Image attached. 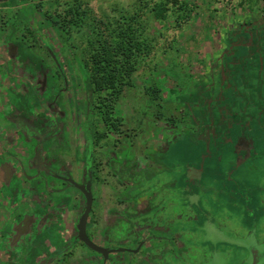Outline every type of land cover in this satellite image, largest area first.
<instances>
[{"label": "flooded vegetation", "instance_id": "af4514ba", "mask_svg": "<svg viewBox=\"0 0 264 264\" xmlns=\"http://www.w3.org/2000/svg\"><path fill=\"white\" fill-rule=\"evenodd\" d=\"M36 27L41 30L40 26ZM36 27L34 31H37ZM250 27L251 25L247 27V35L244 36L247 38L244 42L246 58L242 60L240 54L233 60V65H226L224 62V67L221 66L217 72L216 83H208L203 90L186 96L188 99L183 101L186 103H183L181 110L184 120L179 123L184 130L194 131L195 127L201 128L204 124L213 128L219 113L213 108L214 102L218 103L224 90L228 88L239 93L241 89L236 85L238 75L241 76L238 78L239 82L244 83L245 74H251L248 77L253 80V89L257 88V92L255 90L251 93L249 99L252 104H259L258 109H264V37L258 36L257 30L251 31ZM42 36L45 37L43 34ZM237 43L236 40L231 41L228 47ZM42 48L47 55L53 56ZM27 70L29 68L24 72L20 71L23 85L31 83L37 96L36 102L42 104L43 99L39 94L44 88V79L47 81L48 70L39 67L35 70L34 77L27 74ZM234 75L237 78L231 79ZM23 90L28 91L25 87ZM187 103L188 109L185 108ZM45 105V115L39 118L30 119L18 114L16 121L21 128V143L26 149L12 157L15 172L11 178L18 175L16 177L21 180L18 187L21 186L19 189L25 190L24 193L32 198L33 211L30 216L21 218L19 224L22 225L15 227L16 234L12 235L11 240L17 239L26 224L31 225L29 231L27 228L24 231L27 236L22 239L21 244L29 260L35 259L34 255L38 253L41 256L38 264H264L263 154L251 153L247 145L240 144L237 148L239 154L236 156L240 157L237 165H229L224 175H207L206 159L200 166L187 165L183 170L172 171L160 160H156L154 154L157 141H162L164 136L167 137L166 135L177 129L174 121L166 125L165 130L168 131H163L157 137L139 136V170H129L128 159L136 155L137 149L128 145L120 119L108 121L106 124L102 122L103 130L99 131L94 116L93 134L86 138L85 114L89 105L86 95L82 124L79 115L75 114L74 117L76 138L83 139L85 144L79 147L74 142L73 168L65 169L62 173L57 154L60 150L70 152L71 139L62 132L63 113L47 107V103ZM199 105L202 106L200 109ZM174 108L169 107V117L174 116ZM210 108L213 113L209 111ZM260 114L254 107L252 122L248 121L253 129L258 126ZM53 123L56 128L49 130L48 125ZM27 131L33 136L26 137ZM62 134L64 138L60 137ZM48 142L49 147L45 151L44 146ZM40 145L41 158L50 171L49 175L38 167L36 152ZM128 148L132 153L125 152ZM27 151H30L29 156ZM22 156L26 158L25 161ZM45 157L57 169L49 167ZM33 165L36 166L35 169ZM10 169L12 172V168ZM29 171H32L30 176L27 174ZM88 171L91 174L92 204L85 235L93 245L92 248L79 240L76 229L85 206L84 196L79 189L59 179L70 176L77 185L83 187L87 183ZM242 172L252 179V184L248 183L247 186L241 178H237ZM130 173L139 174V181L129 180L127 174ZM101 174L107 179H100ZM47 176L62 185L60 204L49 200L60 189L50 187ZM221 177L224 181L219 184L218 179ZM227 179L232 187L226 185ZM134 189H139V196L135 201L123 197V194ZM70 200L74 201L76 209L73 227L65 235L64 232L67 231L51 227V221L55 215L58 217L61 213L63 202L69 203ZM137 218L139 224H133L132 220ZM19 258L26 264L25 257L20 255Z\"/></svg>", "mask_w": 264, "mask_h": 264}, {"label": "rangeland", "instance_id": "374dc122", "mask_svg": "<svg viewBox=\"0 0 264 264\" xmlns=\"http://www.w3.org/2000/svg\"><path fill=\"white\" fill-rule=\"evenodd\" d=\"M164 1L166 0L1 1L0 74L6 70L10 72V67L17 70L18 77L22 76L20 71L24 72L27 68V74L33 77L39 67L48 70L47 81L45 78L44 88L39 94L43 99L42 104L36 102L37 96L31 83L23 85V79L19 81L9 74L7 77L1 76V86L9 85L17 92L15 94L10 90L4 104L6 107L0 109L2 116L5 111L13 110L14 115L18 113L25 118H39L45 115L43 107L47 103V107H53L63 113L62 132L70 136V152L74 142L83 147L84 140L76 138L74 117L75 114L79 115L82 124L86 100L87 71L84 61L88 59L87 42L93 39L92 31L98 29L105 33L106 19L115 21L123 15L135 13L136 10L139 15V6L144 4L147 7L141 15L145 27L143 37L150 45L151 51L149 55L138 58L136 70L128 86H123L116 98L109 119L112 122L118 119L122 121V130L126 132L128 145L139 151L140 135L144 138L157 137L163 131H168L165 130L168 123L175 121L177 129L168 135L165 134L167 137L164 136L162 141H157L154 154L156 160H160L172 171L183 170L187 165L200 166L206 159L207 175H224L229 165H237L240 157L236 155L239 154L237 148L240 144L247 145L251 153L264 155V109H258L259 104H252L249 99L251 93L257 89H253L254 82L248 77L250 73L245 74L248 79L246 81L245 77L244 83L239 82V75L238 78L236 75L230 77L237 78L236 85L241 90L238 93L228 88L224 90L219 102H214L213 108L219 113L213 128L204 124L192 131L184 130L179 124L184 120L181 110L183 103H186L183 101L188 99L186 96L203 90L208 83L217 82L218 61L221 62L223 49L221 39H225L227 31L238 21L260 19L264 16V0H177L182 3L181 10L177 6L168 5L169 11L165 19H156L151 9L155 4ZM72 6H77L80 13L86 14L84 25L74 26L71 23V14L67 12ZM36 26H40L42 34L56 50L53 58L42 48L43 39L35 33ZM211 57L217 61L214 69L208 65ZM211 76L213 77L210 78ZM24 87L28 91H24ZM262 92L264 102V89ZM109 95L110 92L105 90L93 93L92 115L96 117L94 120L99 131L103 130V126L97 112L105 111L103 105L108 104ZM188 105L187 103L186 109ZM170 106L175 107L173 117H169ZM200 107L202 106L199 105L198 109ZM254 107L261 113L255 129L248 124L249 120L252 122ZM212 110L209 109L211 113ZM47 128L54 130L56 125L49 124ZM25 136L33 135L27 131ZM60 137L64 138V134ZM48 147L49 142L45 143V151ZM125 152L132 153L130 148ZM131 159L132 157L128 161ZM47 160L45 157L49 167L57 169ZM33 167L36 168L35 165ZM61 169L63 173L65 167ZM27 174L30 176L32 171ZM127 175L129 180L139 181V174ZM237 178H241L247 186L248 183L252 184V179L244 175V172ZM47 179L50 183L56 181L51 180L50 176H47ZM218 180L219 184L224 181L222 177ZM228 180L226 185L232 187ZM138 196L139 189L123 194V197L133 201ZM28 216L30 215L26 217ZM137 221L138 218L132 220V223L139 224Z\"/></svg>", "mask_w": 264, "mask_h": 264}, {"label": "trees", "instance_id": "16d2710c", "mask_svg": "<svg viewBox=\"0 0 264 264\" xmlns=\"http://www.w3.org/2000/svg\"><path fill=\"white\" fill-rule=\"evenodd\" d=\"M168 5L177 6L179 10L182 9V3L177 0H166L155 4L151 9L154 17L156 19H165L169 11ZM146 7L147 5L144 4L139 6V15L136 10L135 13L123 15L121 19L119 18L115 21H106V19L104 21V26H106L105 33L100 32L98 29L91 33L93 34V39H89L87 42L88 59L84 61V68L87 71L86 95L89 104L86 110L88 112L85 114L87 127L84 130L87 139L91 136V133L93 134V93L103 90L110 92L108 101L111 103L108 102V104L103 105L105 106L104 112H97L101 122L106 124L110 121V114L116 103V98L120 95L123 86H128L129 80L136 70L138 58L149 55L151 51L150 45L146 43V39L143 37L145 27L144 22L141 21V15ZM67 14H71L70 20L72 22H70L74 26L85 24L86 14L84 12L80 13L77 6L69 8ZM36 28L37 31L35 30V33L41 37V30L38 29L39 27ZM246 29V25H239L233 36H231L232 39L229 38L228 43L234 40L238 43L237 45L232 44L230 48L227 43L225 50V54H227L225 57L226 65H233V60L238 58L237 55L242 54V57L240 56L242 60L246 58V55H244L246 52L244 42L247 41V38L244 37L247 35ZM61 30L64 29L61 28ZM250 30H257L258 36L264 37V19L261 21L254 20ZM41 38L43 39L42 47L55 56L56 50L50 45L48 38L43 36ZM234 47L236 48L232 49ZM229 60L231 61L230 63L228 62ZM90 140L92 143V137Z\"/></svg>", "mask_w": 264, "mask_h": 264}, {"label": "crops", "instance_id": "0c3cea01", "mask_svg": "<svg viewBox=\"0 0 264 264\" xmlns=\"http://www.w3.org/2000/svg\"><path fill=\"white\" fill-rule=\"evenodd\" d=\"M264 19V16H262L260 19H244V21H238L235 25H232L230 29L227 31V35L225 36V39H221V44L223 45L222 54L220 56L221 63L218 61V69L223 66L225 60V50L226 45L228 43L229 38L233 36L234 31L238 28L239 25H246L247 27L252 25V22L254 20L261 21ZM208 65L214 69V65H217L214 61V58L211 57L208 61ZM221 64V65H220ZM6 70V69H3ZM10 72L4 71V73L0 74V77H7L8 74L15 78H18L19 81L22 78V76H17V70L12 69L10 67ZM0 86H1V78H0ZM2 89H0V109L5 108V100L9 97V92L12 90L15 94L17 93L15 90L11 89L9 85H2ZM7 101V100H6ZM12 111H5L4 116H2V113L0 111V264H25L24 261L20 260L21 257L26 259V264H38L39 260L41 259V256L36 253L35 259L29 260L27 258V253L25 248H23V238L27 236L26 228L29 231V228L31 225H25L23 228V232L20 233V235L17 237V239H13L12 235L16 232L15 227H18L21 218L25 217L29 214H31L32 207H33V200L30 198L24 191H21L19 189L20 185V179L18 180V175H15L11 178L12 174L15 172L14 169V161L13 158L20 153V151L25 150L24 145L21 143V128L18 127V122L16 121L18 119V113L15 115L12 114ZM30 151H27L28 156ZM73 151L67 152L64 150H60L57 154L59 164L62 167H65V169H72V164L74 162L73 160ZM13 157V158H12ZM23 161H25V157L22 156ZM129 162V161H128ZM131 162V163H130ZM129 162L128 166L130 167L129 170L132 169H138L139 168V151H136V155L132 156L131 161ZM12 168V172L11 169ZM139 170V169H138ZM105 173V172H104ZM9 174V176L7 175ZM17 176V177H16ZM100 179H107V177L103 174L100 175ZM53 180V179H51ZM50 187H53L55 189H60L57 193L49 197L50 202L54 204H60L62 201V190L60 183L58 181H55L50 183ZM19 190V191H18ZM59 193V194H58ZM52 199V200H51ZM61 201V202H60ZM48 202V201H47ZM49 203V202H48ZM51 203V204H52ZM47 206V204H46ZM75 209L76 205L73 200H70L69 203L63 202L61 213L58 215V217L55 215V218L51 221V227L58 228L64 232V234H68L69 231H71L74 223V216H75ZM67 215V216H66ZM67 220V222H66ZM47 226V224H46ZM43 229V228H41ZM16 234V233H15ZM21 237V238H20ZM19 256V257H17ZM15 257V258H14ZM30 258V257H29ZM29 260V262H27ZM21 261V262H20ZM33 261V263L31 262ZM35 262V263H34Z\"/></svg>", "mask_w": 264, "mask_h": 264}, {"label": "water", "instance_id": "95a60500", "mask_svg": "<svg viewBox=\"0 0 264 264\" xmlns=\"http://www.w3.org/2000/svg\"><path fill=\"white\" fill-rule=\"evenodd\" d=\"M3 0H0V2ZM41 150H42V145L39 146L37 152H36V159L38 163V167H40L47 175L50 174V171L47 169L46 165L44 164L42 158H41ZM59 179L65 183H67L69 186L76 187L79 189L84 196L85 199V206L82 209L80 213V217L77 221L76 224V229L78 232V238L80 241L84 242L88 247L92 248L93 245L87 240L86 235H85V228H86V223H87V218L91 209V204H92V196L90 193V180H91V174L88 171L87 175V183L85 186L81 187L77 185L70 176H63L59 177Z\"/></svg>", "mask_w": 264, "mask_h": 264}]
</instances>
